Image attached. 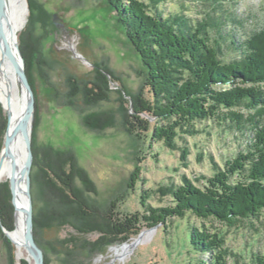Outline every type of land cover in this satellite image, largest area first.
I'll use <instances>...</instances> for the list:
<instances>
[{"label": "rangeland", "instance_id": "374dc122", "mask_svg": "<svg viewBox=\"0 0 264 264\" xmlns=\"http://www.w3.org/2000/svg\"><path fill=\"white\" fill-rule=\"evenodd\" d=\"M29 2L39 9L32 13L29 9L17 40L18 45L22 40L24 51L32 61L30 86L35 112L31 151L34 138L39 160L43 155L58 160L60 153L73 155L76 170L71 178L75 201L79 202L77 212L83 209L90 215L89 221H93L84 224L86 232H79L72 225L58 229L45 227L37 240L33 226L35 243L47 264H196L198 261L214 264L207 254H195L188 246L191 226L201 227L202 223L223 240L228 253L226 264H252L250 252L263 255L264 212L256 220L232 226L212 219L202 221L191 215L151 228L143 225L139 235L148 233L144 240L131 247L124 258L116 256L117 249L139 235L125 241L124 236L112 238L113 230L108 226L112 219H117L124 229L121 219L125 216L129 218L135 213L148 216L147 206L158 209L172 205L167 187L181 184L182 177L201 187L213 175L210 157L221 168L238 150H244L247 141L236 132H226L224 127L206 121L195 124V134H177L171 148L162 142L149 145L148 140L136 141L126 133L123 115L124 109L127 114L132 113L131 96L144 82V71L107 0H27L28 6ZM161 10L197 21L207 13L212 15L214 10V15L223 10L242 22L239 25L226 21L224 32H232L241 39L264 24V0H165ZM230 41L221 40L214 32L211 34V43L222 47L225 62L237 58ZM101 80L107 83L105 94L101 92ZM12 108L16 119L18 113L14 105ZM143 118L150 121L151 128L157 123L161 125L147 113ZM184 148L186 155L182 154ZM137 168L139 173L132 187L131 177ZM9 177L1 171L0 185L7 183L9 187ZM41 178L39 168L32 161L33 216L44 206ZM20 194H17L19 200ZM9 195L12 228L8 230L0 221V264H34L24 247L22 256L18 254L10 235L20 223L17 220L20 214L15 213ZM19 200L18 204L24 206L25 200L24 203Z\"/></svg>", "mask_w": 264, "mask_h": 264}, {"label": "trees", "instance_id": "16d2710c", "mask_svg": "<svg viewBox=\"0 0 264 264\" xmlns=\"http://www.w3.org/2000/svg\"><path fill=\"white\" fill-rule=\"evenodd\" d=\"M107 2L144 71V82L131 96L132 113L127 114L124 109L126 133L136 141L148 140L149 145L162 142L171 148L177 134H195V124L206 121L224 127L226 132H236L247 141L244 150H238L221 168L210 157L213 175L201 187L186 177H182L181 184L167 187L172 205L158 209L147 206L148 216L139 213L125 216L121 219L125 230L117 219H112V224H108L113 230L112 238L124 236L125 241L138 236L143 225L148 228L164 225L186 215L228 226L258 219L264 212V24L241 39L232 32H224L226 21L239 25L242 22L223 10L217 15L213 14L214 10L212 15L207 13L197 21L180 13H165L161 10L165 0ZM29 3L31 13L39 9ZM212 32L221 40L231 39L230 47L237 53L236 59L223 61L222 47L211 43ZM20 42L25 72L32 85V61ZM106 84L101 80L103 94ZM146 113L161 125L157 123L151 128L150 121L143 118ZM96 120L101 121L97 116ZM84 125H88L86 120ZM5 129L6 116L0 106V151ZM33 144L34 138L33 162L39 168L45 198L44 206L33 216L35 239L45 227L58 229L72 225L77 231L86 232L84 224L93 221H89L90 215L83 209L77 212L79 202L75 201L71 178L76 170L75 158L60 153L57 156L60 160L46 155L39 160ZM182 154H187L186 148ZM135 172L131 177L132 187L139 168ZM9 191L7 183L0 185V221L8 230L12 228ZM188 246L195 254H207L214 264L227 263L223 240L206 229L204 223L201 227L191 226ZM250 254L252 264H264V254ZM44 263L47 264L45 257Z\"/></svg>", "mask_w": 264, "mask_h": 264}, {"label": "water", "instance_id": "95a60500", "mask_svg": "<svg viewBox=\"0 0 264 264\" xmlns=\"http://www.w3.org/2000/svg\"><path fill=\"white\" fill-rule=\"evenodd\" d=\"M28 13L27 0H0V82L4 61L7 60L14 74L19 95L18 103L14 107L18 117L13 125L11 123L12 107L10 96L6 94L5 105L0 101V106L6 116V129L3 146L0 151V175L3 163L8 161L10 166L8 184L11 202L15 213H19L23 220V247L34 264H44L43 252L37 246L33 237V205L30 192V171L33 161L31 133L35 99L25 72V63L17 40V33L24 28L26 24L25 16ZM7 32L9 39L6 38ZM9 85L10 82H5L7 88H9ZM16 148L20 149V156L17 159L14 154ZM17 160L22 162L20 167L17 164ZM19 192L24 197L26 204L24 207L17 204L16 200Z\"/></svg>", "mask_w": 264, "mask_h": 264}, {"label": "bare ground", "instance_id": "6f19581e", "mask_svg": "<svg viewBox=\"0 0 264 264\" xmlns=\"http://www.w3.org/2000/svg\"><path fill=\"white\" fill-rule=\"evenodd\" d=\"M11 25H12V22H11ZM5 32H6V30H5ZM6 34H5L6 38L9 39L8 32ZM11 76H12V79L9 78ZM1 78L2 79H1V82H0V95H2V99L0 98V101H2L3 105H5V96H6V94H8L10 96V98H11V107L13 105L15 107L16 104L18 103L19 95H18V90H17V87H16V80H15L14 74H13V72L11 70V67L9 66L7 60L4 61L3 73L1 75ZM7 81L10 82L9 88H7L5 86V82H7ZM15 100H16V103H15ZM13 115H14V111H13V108H12V119H11L12 125L17 120V118L15 119V117ZM17 117H18V115H17ZM14 154L16 156L15 158L17 159L18 156H20V149L16 148L15 151H14ZM17 164L20 167L22 162L20 160H17ZM1 171H2V173L5 176L6 175L10 176V166H9V162L8 161H5L3 163V170H1ZM0 178H1V175H0ZM18 200L19 199L17 198V200H16L17 204H18ZM20 200L24 203V199H23L22 194H20ZM20 204H21V202H20ZM21 206L24 207L22 204H21ZM17 220H18V222H20V223H18V227H17V224H16V229L19 228V231H16V229H15V232L10 233V235H11V237L13 238V240L15 241V243L17 245L18 252H19L18 254L22 256V254H23V252H22V250H23L22 249V247H23V229H22L23 228V220H22L21 215L18 216ZM147 234L148 233H146V232H142L134 241L122 245L119 249L116 250V256L118 258H120V259L124 258L126 256V253H128L129 249H131V247H134L135 245L139 244L142 240H144V238L147 236Z\"/></svg>", "mask_w": 264, "mask_h": 264}]
</instances>
